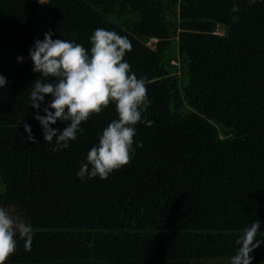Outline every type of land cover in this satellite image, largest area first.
<instances>
[{
  "label": "trees",
  "instance_id": "16d2710c",
  "mask_svg": "<svg viewBox=\"0 0 264 264\" xmlns=\"http://www.w3.org/2000/svg\"><path fill=\"white\" fill-rule=\"evenodd\" d=\"M233 3L0 0L8 81L0 88V207L23 211L34 240L51 236L43 263L230 264L251 223L259 220L256 239H264V0H235L239 12ZM97 28L129 39L124 59L146 79L151 104L136 125L131 163L81 181L87 153L118 118L115 105L53 152L55 139L44 141L31 107L42 74L29 51L49 31L90 49ZM250 255L264 264V244Z\"/></svg>",
  "mask_w": 264,
  "mask_h": 264
},
{
  "label": "clouds",
  "instance_id": "9594fccd",
  "mask_svg": "<svg viewBox=\"0 0 264 264\" xmlns=\"http://www.w3.org/2000/svg\"><path fill=\"white\" fill-rule=\"evenodd\" d=\"M254 2L250 0V3ZM231 11H240L235 0ZM53 35L52 31L45 33L44 40H36L29 51L33 71L42 74V78L32 85L30 94L31 107L37 110L34 118L42 126L44 141L50 143L55 139L56 146L52 150L58 152L68 148L69 142L77 139V133L83 132L82 122L114 104L118 118L103 129L98 144L87 153V162H82L76 173L81 181L95 177L107 179L113 171L132 161L136 125L142 122V115L151 104L146 79L138 78L124 59L132 50L126 36L97 28L90 37V49H86L74 41L53 40ZM152 40L153 45L156 39ZM17 60L23 62V57H17ZM7 83L0 75V88ZM46 96L52 99L43 108L45 115L41 116L38 113ZM58 120L67 122L62 131L50 126ZM152 123L148 120L146 126L150 127ZM24 129L29 133L27 139L38 143L31 126L24 124ZM259 229L257 220L243 230L236 240L239 247L230 264H252L250 254L264 244V239H256ZM34 235L30 224L14 218L7 208L0 207V264H5L16 252L18 238L25 242L26 249H30Z\"/></svg>",
  "mask_w": 264,
  "mask_h": 264
},
{
  "label": "rangeland",
  "instance_id": "374dc122",
  "mask_svg": "<svg viewBox=\"0 0 264 264\" xmlns=\"http://www.w3.org/2000/svg\"><path fill=\"white\" fill-rule=\"evenodd\" d=\"M152 42L153 40L149 42L150 46ZM8 210L14 218L22 219L27 223V218L23 211L16 210L15 208H8ZM50 241L51 236L49 237L46 233H39L36 235L35 240L33 238L30 249H26L25 242L18 238L17 250L8 258L5 264H46L42 261H45V258L51 255L54 245Z\"/></svg>",
  "mask_w": 264,
  "mask_h": 264
}]
</instances>
